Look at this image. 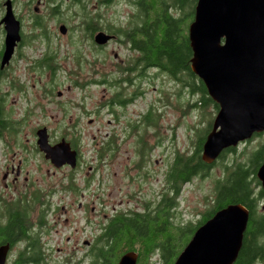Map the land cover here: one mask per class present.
Instances as JSON below:
<instances>
[{"label":"flooded vegetation","instance_id":"af4514ba","mask_svg":"<svg viewBox=\"0 0 264 264\" xmlns=\"http://www.w3.org/2000/svg\"><path fill=\"white\" fill-rule=\"evenodd\" d=\"M20 1L0 0V248L10 246L6 264H18L19 260L25 261L24 264H50L48 258L55 252L61 253L60 248L52 245L51 235L56 232L57 226L62 224L65 216V223L69 220H72V223L84 222L83 230L76 231L79 235H85L90 228L94 233L93 236H88L81 241L82 244L79 242L80 238L68 237L67 242L75 240L76 243L69 248L70 253L66 255L75 257L82 251L84 257L89 259V264H95L96 255L109 256L111 254L112 245L109 232L113 220L121 218L124 222L130 223L144 217L156 221V98L146 116H142L141 122L131 118L126 120V130L121 138L123 145H128L130 148L133 144L137 147L138 162L134 163L129 157V162L132 161V169L127 167L123 177L126 184L138 185L136 194L127 195L128 203H136V205L127 207L121 212L115 211V214L105 213L104 219L97 226L95 215L100 214L101 211H97L95 200H90L88 197L87 202H81L84 194L78 195L80 193L78 183L82 180L79 179L81 155L76 144L67 141L65 136L54 143L47 125H43L48 118L46 110L49 103L54 104L49 98L54 94V90L49 87V77L51 75L54 78L59 69L57 66L58 53L55 49L59 47L61 39H70L73 34V28L66 26L61 19L64 16V2H70L69 9L76 8L82 11V23L76 29L82 34L83 39L91 44L94 64L99 62L112 65L115 63L113 73L110 75V77L114 75L115 77L109 81L105 80L102 85L114 92L117 91L116 94H111L109 101L104 104L112 109L110 114L115 115V122H117L120 121V117L114 112L112 106H116L124 115L128 107L136 106L137 102L144 97L145 81L155 85L156 67L144 66L146 59L143 54L144 9L150 0H123L124 9L119 14L120 17L116 23L101 14L104 10L114 6L115 0H25L19 5L22 9H18ZM169 2L170 0H165L164 4L168 15L179 20L181 25L187 24L189 28L193 20L188 19L184 11L176 9ZM8 4L11 6L15 20L19 23V41L11 53L7 48L9 34L5 24L9 12ZM75 16L80 17L77 14ZM52 22L53 26L50 25ZM63 29L65 30L62 31ZM100 34L109 38L105 44L96 43V38ZM112 45L116 47L107 54ZM80 58L79 60L82 59ZM88 83L84 85L76 83L79 93L85 96L83 101L78 104L68 103L70 109L72 107L78 109L79 114L66 111L65 107L62 109L64 111H60L61 120L68 122L65 125L69 127L76 129L85 117L89 118V124L93 122L89 110L83 106L91 98L85 93L88 90L83 88ZM91 83L96 82L91 80ZM36 90L38 92L34 94L33 91ZM61 95V93L58 94L59 97ZM33 97H35L34 100ZM33 103H35L34 106ZM34 112H38V115H34ZM136 116L139 119L138 114ZM149 118H151L150 121ZM38 122L36 126L33 125ZM144 125L152 130L151 148H147L143 140L144 136L140 132ZM44 129L47 130L50 146L53 147L65 141L71 146V150L77 153L76 167H72L71 164L56 167L40 151L39 132ZM261 136L264 137V133L253 135L251 140L241 143L239 147L252 143L255 138ZM113 142V138L108 140L109 152L113 151ZM239 147L233 148L231 152L228 151L224 157L236 154ZM263 148L264 145L258 150L261 151ZM151 153L153 168L150 173L147 169H150L148 164L151 160L148 156ZM34 155L40 157L36 165L33 164ZM221 156L218 160H221ZM216 162L217 160L214 163ZM36 171L44 172L42 179L33 178V172ZM93 181L92 177L83 178L86 191H90ZM258 182L259 184H255L252 191L251 208L241 204H228L218 210L241 205L249 214L241 247H239L234 264H264V190L259 180ZM144 184L151 185L149 190L151 200L144 199L142 189ZM57 194H64V197L57 199ZM108 207L109 204H106V210ZM208 214V211L201 213L195 222L186 224L189 228V238L192 239L196 231L214 216L210 217ZM20 222L25 227L24 235L13 230L8 234L2 231L9 224ZM74 236H77L76 233ZM66 263L73 264V258L72 261L67 260ZM52 264L56 263L52 261ZM61 264H65V261ZM77 264H82V262L78 261Z\"/></svg>","mask_w":264,"mask_h":264},{"label":"rangeland","instance_id":"374dc122","mask_svg":"<svg viewBox=\"0 0 264 264\" xmlns=\"http://www.w3.org/2000/svg\"><path fill=\"white\" fill-rule=\"evenodd\" d=\"M25 0H21L18 4V9H22L19 5L24 3ZM123 0H115V4L112 7L101 12L105 18L110 19L113 23L118 21L120 15L123 12L124 6ZM70 2H64V16L62 21L66 26L73 28V34L71 38L61 39L59 47L55 49L58 53L57 66L59 69L56 71V75L53 78L49 77V87L54 90V94L49 96L50 102L47 107L48 118L43 122V125H47L48 132L52 135L53 142L59 141L62 136H65L67 141L76 144L77 150L81 155V171L78 183L80 193L84 194L82 201L95 200V206L97 211L96 224L102 222L104 214H115V211L121 212L127 209V207H133L136 203L129 204L127 198L128 194H136L137 184H126L124 175L127 167L132 169V161L138 162L137 159V147L131 144L123 145L121 138L126 130V120L128 118L136 119L141 122L142 116H146L148 109L151 108L156 98V208L165 194H168L167 172L171 167L175 157L184 155L190 157L194 154L196 149V143L198 137L206 136L207 131L210 128V124L217 116V110L213 106H208L203 109L200 106L197 108H191L189 106L199 103L200 96L191 95L187 87H183L179 82L171 79L165 73H159L156 71V81L154 83L145 81L143 90L145 95L136 106H130L124 115L122 112L114 107V112L120 117V121L115 122V115H111V108H107L105 103L111 98V94L114 95L117 91L110 90L106 87L104 81H109L114 78L110 77L113 73V67L115 63L104 64L95 63L93 56H91V44L83 39L82 34L76 29L82 23V11L79 9H69ZM75 14L80 17H76ZM81 21V22H80ZM51 26L54 23H50ZM116 46L112 45L108 51L112 50ZM79 57H81L79 60ZM79 60V61H78ZM101 62V61H100ZM153 72V71H152ZM52 83H51V79ZM94 80L96 83H91ZM45 83V81H43ZM83 88L88 91L85 92L87 96L91 98L87 103L83 104L89 110L93 120L92 124H89V118H83L79 127L76 129L65 125L68 122L61 120L62 114L60 111L65 107L66 111H72L75 114H79L78 109L69 107V102L77 103L82 102L85 97L84 94L79 93L76 83L81 85L86 84ZM156 90V93H155ZM38 90L33 91L37 94ZM62 94L60 97L58 94ZM35 97H33V100ZM35 103H33V106ZM68 106V107H67ZM96 114V115H94ZM138 118L137 119V115ZM34 115H38V112H34ZM123 118H122V116ZM111 122V125H110ZM38 123H34L36 126ZM147 125L141 127V135L144 136L145 144L147 148H151L152 130L147 128ZM113 138V151L109 152L107 149L108 140ZM245 143V142H244ZM133 145V146H132ZM264 145V137L255 138L252 143H248L245 146L239 147L236 154L226 156L224 159L217 160L215 166H213L209 172L201 177L195 178L191 183L182 187L181 195L175 200L178 204L172 220L174 225L187 226L190 222H195L197 216H200L206 211H211L214 207V198H216L217 182L222 181L225 178L228 170L225 167H229L234 160L239 163H246L248 158L252 156L255 167L258 166L259 154L257 150ZM104 156L100 159V155ZM129 157L130 162H129ZM39 156L34 155V163L36 165ZM150 163L149 172L151 173L153 168V155L148 156ZM236 161V162H237ZM40 162V161H38ZM43 173L38 171L33 172L34 179H42ZM135 174V173H134ZM84 177H92L94 179L90 191L84 187ZM46 178V177H44ZM58 181V180H57ZM145 183V182H143ZM142 183V184H143ZM151 185H142L144 199L151 200L150 193ZM64 194H57V199L63 198ZM143 199V198H142ZM106 204H109L106 210ZM82 216V215H81ZM64 218L62 224L57 226L56 232L51 235L52 245L61 249V253L55 252L48 258L50 264L52 261L56 264H61L67 260L73 258V264H77L81 261L82 264H89V259L84 257L83 252L76 254L75 257L67 256L66 253H70L69 248L75 245V240L67 242L68 237L80 238V243L88 236H93V230L88 229L87 233L80 234L76 231L83 230L85 224L83 221L72 220L65 223ZM96 226V227H97ZM87 230V229H86ZM76 233L77 236H74ZM98 235V234H97ZM180 247L177 249L179 251ZM177 251V252H178ZM150 264H165L158 255L154 256L152 263Z\"/></svg>","mask_w":264,"mask_h":264},{"label":"water","instance_id":"95a60500","mask_svg":"<svg viewBox=\"0 0 264 264\" xmlns=\"http://www.w3.org/2000/svg\"><path fill=\"white\" fill-rule=\"evenodd\" d=\"M197 2L189 26L190 64L219 108L201 155L202 163L212 165L226 150L264 133V0ZM7 6V48L11 53L19 41V23L10 4ZM108 40L100 34L96 43ZM39 138L40 151L56 167H76L77 153L68 143L50 146L45 129ZM262 160L256 176L264 190V157ZM248 217L241 205L218 211L196 231L174 264H234ZM9 251V245L0 248V264H6ZM137 260L138 255L129 252L118 264H136Z\"/></svg>","mask_w":264,"mask_h":264},{"label":"trees","instance_id":"16d2710c","mask_svg":"<svg viewBox=\"0 0 264 264\" xmlns=\"http://www.w3.org/2000/svg\"><path fill=\"white\" fill-rule=\"evenodd\" d=\"M197 1L170 0L169 3H172L176 9L184 11V15L194 21ZM164 4L165 0H150L144 9L143 54L146 59L144 66L156 67L159 73H165L183 87H187L191 95L201 97L198 100L199 103L189 107L197 108L200 106L205 109L208 106H213L218 111L219 108L210 100L205 85L192 72L190 63L193 52H191L192 49L188 39L189 28L186 26L187 24L181 25L179 20L168 15ZM150 119L148 120L150 121ZM211 124L206 136L211 131ZM205 140V136L203 138L198 137L196 149H194L195 152L192 156L186 157L178 154L171 163L172 165L166 176L169 191L156 208V221L144 217L130 223L124 222L121 218L113 220L109 232V240L112 245L111 254L109 256L96 255L95 264H118L121 257L129 252L138 255L136 264H150L156 255L160 257L163 263L174 264V261L177 260L191 239L189 238L188 226L174 225L173 223L174 214L172 212L176 211L178 205L175 200L181 195L182 187L191 183L195 178L205 175L215 166V163L213 165L202 163L201 155ZM233 150L231 148L223 152L221 159L228 151ZM257 152L259 154L257 167H255L252 160L255 153L246 160V163H239L234 160L235 162L229 167H225L228 171L225 178L217 182V186H215L214 207L211 211H208V216L215 215L216 211L228 204H241L251 208L252 191L254 185L259 184L256 171L259 170L258 168L263 162L264 148ZM103 158V154L100 155V159ZM11 230L22 235L26 232L24 224H21V222L19 224H9L2 231H6L4 234H8ZM24 263L23 260L18 262V264Z\"/></svg>","mask_w":264,"mask_h":264}]
</instances>
